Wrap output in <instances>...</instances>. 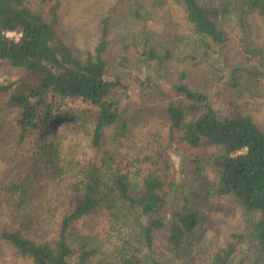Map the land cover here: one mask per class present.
Wrapping results in <instances>:
<instances>
[{
    "label": "trees",
    "instance_id": "obj_1",
    "mask_svg": "<svg viewBox=\"0 0 264 264\" xmlns=\"http://www.w3.org/2000/svg\"><path fill=\"white\" fill-rule=\"evenodd\" d=\"M37 1L33 8L25 0H0V61L25 73L14 82L0 85V94L5 93L7 102L20 111L17 143H22L27 152L35 151L31 138L27 139L38 126L35 120L41 119L51 128L50 123L56 119L77 117L68 105L80 104L94 111L89 126L85 114L81 116L90 136L89 149L87 155L76 160L60 162L54 153L47 160L50 179L60 183L58 191L64 202L54 234L38 240L28 233L33 223L41 221L44 208L40 205L20 221V226L1 228L0 241L28 264H91L99 249L94 244L96 239L83 231L94 220L105 219L124 235L114 251L103 258L108 263L99 258L97 264H169L152 255L154 235L159 231L167 234L176 261L172 264H179L199 222V212L191 206L199 195L192 192L190 200L176 193L168 153L156 135L140 138L135 158L140 168L131 174L113 166L107 156L99 160L90 151L101 149L109 131L115 130L112 138L117 140L130 120L122 108L124 83L106 77L109 18L101 19L96 44L81 57L59 35V0ZM172 1L183 9L191 27L192 41L187 43L195 55L189 57L197 61L214 55L219 65L225 60L224 48L229 41L218 23L220 15L234 9L241 28L248 12L257 10L264 15V0H234L221 8L200 0ZM134 14L141 19L140 13ZM140 27V41H131L138 61L162 64L171 59L174 47L152 38L145 23ZM8 32L14 36H8ZM240 41L243 61L233 64L228 76L217 67L216 78H205L202 86L191 88L187 73L180 72L178 82L171 84L177 99L165 103L163 117L168 144L177 142L194 150L211 148L206 164L214 178L207 184L208 194L231 196L236 201L248 218V239L257 251L251 264H260L259 259L264 257V128L232 101L215 106L226 85H238L237 72L252 79L264 78V69L254 64L262 50L250 47L243 37ZM134 79L140 87L158 89L151 75ZM37 149L43 157L46 152L42 147ZM23 158L24 154L12 147L1 163L23 165ZM31 176L23 175L18 181L11 177L5 185V190L16 195L19 208L32 194L28 184ZM232 252L231 245L220 248L204 264H227Z\"/></svg>",
    "mask_w": 264,
    "mask_h": 264
},
{
    "label": "rangeland",
    "instance_id": "obj_2",
    "mask_svg": "<svg viewBox=\"0 0 264 264\" xmlns=\"http://www.w3.org/2000/svg\"><path fill=\"white\" fill-rule=\"evenodd\" d=\"M200 1H206L209 6L218 8L234 2V0ZM25 2L33 8L38 4L37 0ZM59 2V35L75 54L81 57L86 52H91L96 44L101 19L109 18L106 77L118 78L125 86L122 108L125 116L130 119L128 127L121 130L122 133L117 140L112 138L116 136L115 130L105 133L101 149L97 152L90 149L91 154L99 160L107 156L113 166L131 174L140 168L139 163H135L140 138L143 136L149 139L152 138L151 135H156L157 141L168 153L170 176L177 183L176 193L190 200L192 192L199 195L198 199L191 201V206L199 212V222L177 263L204 264L214 251L231 245L233 252L227 264H251L257 257V251L255 245L248 239L247 216L242 213L233 197H215L208 194L207 184L214 178L213 172L206 164L211 148L194 150L177 142L168 144V129L163 117V108L170 98L177 99L171 84L178 82L182 71L187 73V81L191 88L202 86L200 84L207 78H216L217 67L228 76L233 64L243 61L240 41L242 37L250 47L262 50V56L257 55L254 64L264 69V15L257 10L248 12L245 15L244 28L239 26L234 9L231 13L220 15L218 23L226 31L229 41L224 48L225 60L219 65L214 55L197 61L189 57V54L195 55L193 48L187 43L188 40L192 41L191 27L185 19L183 9L172 0H59ZM135 11L140 13L141 19L134 16ZM143 23L146 24L147 31L153 33L152 38L162 43L169 42L168 45L174 47L171 59L162 64L138 61L131 41L133 38L139 40L140 25ZM24 74L22 69L0 61V85L14 82ZM146 75L156 79L158 89L151 90L138 86L134 78ZM236 76L238 85L235 87L226 85L221 97L215 100V106L226 105L228 101H232V104L250 114L254 121L264 128V78L252 79L247 75L241 76L238 72ZM218 87L219 84L216 85V88ZM0 95V229L20 226V221L30 217L36 206L41 205L44 208V213L39 218L41 221L33 223L27 230L32 237L43 240L54 234L64 203L58 191L60 183L50 179L51 168L47 160L51 159L52 153L59 157L60 162L69 158L76 160L84 156V153L88 154L90 136L84 128L81 116L85 114L89 126L94 111L80 104H69L68 108L78 115L74 119L72 117L56 119L50 123L53 126L51 128L41 119L35 120L38 126L27 139L31 138L33 148L36 150L27 152L22 143H17L19 132L17 118L20 111L7 102L5 93ZM12 147L17 149L18 154H24L22 163L24 166L27 165L25 166L27 170L19 164L2 165L1 158L7 156ZM38 147H42L46 152L43 157L39 156ZM87 158L85 156V159ZM26 174L32 175L28 182L32 194L19 208L16 195L5 190V185L11 177L18 181ZM23 208L28 211L24 212ZM92 223L83 232H88L90 238L96 239L94 244L99 249V254L97 252L91 264H97L99 258L104 260L110 251H114L124 234L112 228L110 222L105 219H97ZM152 255L160 261L176 263L167 243L165 231L156 232L154 235ZM259 262L264 264V257L259 259ZM0 264L28 263L0 241Z\"/></svg>",
    "mask_w": 264,
    "mask_h": 264
},
{
    "label": "built area",
    "instance_id": "obj_3",
    "mask_svg": "<svg viewBox=\"0 0 264 264\" xmlns=\"http://www.w3.org/2000/svg\"><path fill=\"white\" fill-rule=\"evenodd\" d=\"M7 35L8 36H14V33L13 32H8Z\"/></svg>",
    "mask_w": 264,
    "mask_h": 264
}]
</instances>
